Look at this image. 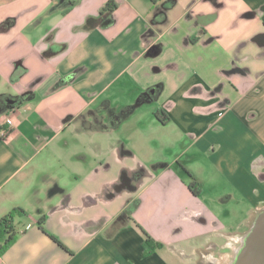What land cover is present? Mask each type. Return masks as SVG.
<instances>
[{
  "label": "crops",
  "instance_id": "0c3cea01",
  "mask_svg": "<svg viewBox=\"0 0 264 264\" xmlns=\"http://www.w3.org/2000/svg\"><path fill=\"white\" fill-rule=\"evenodd\" d=\"M20 96L0 264H232L264 210V0H0V99Z\"/></svg>",
  "mask_w": 264,
  "mask_h": 264
},
{
  "label": "trees",
  "instance_id": "16d2710c",
  "mask_svg": "<svg viewBox=\"0 0 264 264\" xmlns=\"http://www.w3.org/2000/svg\"><path fill=\"white\" fill-rule=\"evenodd\" d=\"M116 8H117V5L114 3V1H110L104 6V8L101 10V13L102 14L103 13H113ZM177 167L180 172L190 177V179L192 180V183L190 184V189L195 195H198L199 194V183L196 181V179L192 176V174L183 165L178 163ZM132 209L133 207L128 208L129 211H131ZM25 216H26V213L24 212V210L20 208H16L0 219V256H4L6 252L17 241L19 233L17 231L16 219L18 217L23 218ZM43 226H44V222L43 220H40L39 227L42 230H44ZM51 237L57 243L61 244L58 241V239H56L53 236ZM146 237H147V243L150 246H153L151 237L148 234H146Z\"/></svg>",
  "mask_w": 264,
  "mask_h": 264
},
{
  "label": "water",
  "instance_id": "95a60500",
  "mask_svg": "<svg viewBox=\"0 0 264 264\" xmlns=\"http://www.w3.org/2000/svg\"><path fill=\"white\" fill-rule=\"evenodd\" d=\"M232 264H264V210L255 218Z\"/></svg>",
  "mask_w": 264,
  "mask_h": 264
},
{
  "label": "rangeland",
  "instance_id": "374dc122",
  "mask_svg": "<svg viewBox=\"0 0 264 264\" xmlns=\"http://www.w3.org/2000/svg\"><path fill=\"white\" fill-rule=\"evenodd\" d=\"M44 21H46V20H38L37 22H43L41 25H39V26H37L36 28L35 27H32V28H35L36 30H37V28H39V27H41L44 31L43 32H47L48 30H49V26H47V21L46 22H44ZM148 106H152V105H148ZM148 106H146V107H144V109H146V108H148ZM179 148V146H177L176 147V149H178ZM175 149V150H176ZM170 155L171 154H165L163 157H170ZM172 156V155H171ZM181 165H183L184 166V164L181 162L180 163ZM190 173H191V171L186 167V166H184ZM192 174V173H191ZM184 176L187 178V179H189V180H191L190 179V177L188 176V175H186V174H184ZM192 176H193V174H192ZM207 188H209V186H207ZM237 204V202L236 201H234L233 202V204H232V206H234V205H236ZM235 207V206H234ZM242 215H245L243 212H242ZM245 216H241V220H243V218H244ZM238 218L236 219V224H238Z\"/></svg>",
  "mask_w": 264,
  "mask_h": 264
},
{
  "label": "flooded vegetation",
  "instance_id": "af4514ba",
  "mask_svg": "<svg viewBox=\"0 0 264 264\" xmlns=\"http://www.w3.org/2000/svg\"><path fill=\"white\" fill-rule=\"evenodd\" d=\"M24 97H15V98H10V99H0V109L1 108H6L7 106L16 105L18 104ZM8 108V107H7Z\"/></svg>",
  "mask_w": 264,
  "mask_h": 264
},
{
  "label": "built area",
  "instance_id": "2783aa9c",
  "mask_svg": "<svg viewBox=\"0 0 264 264\" xmlns=\"http://www.w3.org/2000/svg\"><path fill=\"white\" fill-rule=\"evenodd\" d=\"M3 135L5 136L6 135V132H3Z\"/></svg>",
  "mask_w": 264,
  "mask_h": 264
}]
</instances>
